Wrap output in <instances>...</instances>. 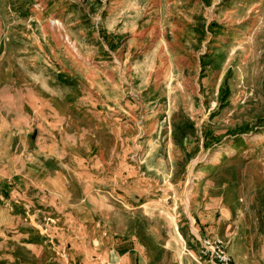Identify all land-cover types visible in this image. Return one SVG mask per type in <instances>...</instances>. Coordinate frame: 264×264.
Here are the masks:
<instances>
[{
  "label": "rangeland",
  "instance_id": "obj_1",
  "mask_svg": "<svg viewBox=\"0 0 264 264\" xmlns=\"http://www.w3.org/2000/svg\"><path fill=\"white\" fill-rule=\"evenodd\" d=\"M194 233L264 264V0H0V264H201Z\"/></svg>",
  "mask_w": 264,
  "mask_h": 264
},
{
  "label": "built area",
  "instance_id": "obj_2",
  "mask_svg": "<svg viewBox=\"0 0 264 264\" xmlns=\"http://www.w3.org/2000/svg\"><path fill=\"white\" fill-rule=\"evenodd\" d=\"M201 264H237L228 251V243L221 237L194 233Z\"/></svg>",
  "mask_w": 264,
  "mask_h": 264
},
{
  "label": "crops",
  "instance_id": "obj_3",
  "mask_svg": "<svg viewBox=\"0 0 264 264\" xmlns=\"http://www.w3.org/2000/svg\"><path fill=\"white\" fill-rule=\"evenodd\" d=\"M218 196H219V194H218ZM216 199H218V198L214 197V194L207 195L206 198L204 199L203 203H202V206H200V207L196 206L194 208V210H193L194 214L192 217L195 220V223H198V225L201 227V229H204L205 231H208V232L213 231L215 233H216V230L218 229V228H215V225H216V223L214 222L215 214L217 213L216 209L218 208V206H220L219 201H217ZM229 210H230L229 205L223 206V208L220 210V212L223 215V218H224V216L226 217L227 214L228 215L230 214ZM213 216H214V218H213ZM220 222H223V221H220ZM224 223H225V221H224ZM195 230H197L199 232L198 228H196ZM209 235H212V234H209ZM192 236L195 239V236L194 235H192ZM213 236L221 237L223 239V237L218 235V234L213 235ZM195 241H196V239H195ZM197 253H198V251H197Z\"/></svg>",
  "mask_w": 264,
  "mask_h": 264
},
{
  "label": "trees",
  "instance_id": "obj_4",
  "mask_svg": "<svg viewBox=\"0 0 264 264\" xmlns=\"http://www.w3.org/2000/svg\"><path fill=\"white\" fill-rule=\"evenodd\" d=\"M183 232V234H185L186 235V233L184 232V231H182Z\"/></svg>",
  "mask_w": 264,
  "mask_h": 264
}]
</instances>
